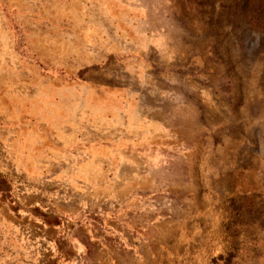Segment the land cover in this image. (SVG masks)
<instances>
[{
    "label": "rangeland",
    "instance_id": "374dc122",
    "mask_svg": "<svg viewBox=\"0 0 264 264\" xmlns=\"http://www.w3.org/2000/svg\"><path fill=\"white\" fill-rule=\"evenodd\" d=\"M0 264H264V0H0Z\"/></svg>",
    "mask_w": 264,
    "mask_h": 264
}]
</instances>
